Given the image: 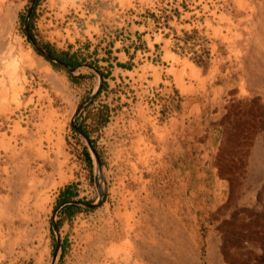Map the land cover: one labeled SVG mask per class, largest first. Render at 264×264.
Instances as JSON below:
<instances>
[{"label": "rangeland", "instance_id": "1", "mask_svg": "<svg viewBox=\"0 0 264 264\" xmlns=\"http://www.w3.org/2000/svg\"><path fill=\"white\" fill-rule=\"evenodd\" d=\"M30 1L0 0V264H264V0Z\"/></svg>", "mask_w": 264, "mask_h": 264}, {"label": "crops", "instance_id": "2", "mask_svg": "<svg viewBox=\"0 0 264 264\" xmlns=\"http://www.w3.org/2000/svg\"><path fill=\"white\" fill-rule=\"evenodd\" d=\"M42 123L44 124V126L46 125L45 119L42 121ZM6 151H7V149H6ZM9 151L11 152V156L14 157V158L19 154V156L15 159L16 166L18 167L17 169H21V170L26 169L27 168V165L26 164L28 163V160L25 157V153L20 154L21 153L20 151H23V148L19 149V151H18V153H17L16 156H14L13 151H11V150H9ZM19 164H21V165H19ZM26 178L27 177H25V175L22 173L21 176L19 177V184L20 185L27 184V181L28 180ZM27 200H28L27 190L24 193H20L19 192L18 195H17V192H15L14 193V198L12 199V201H15L13 203H14V206H16V208L17 207H20L19 206V202L23 201V202L26 203ZM4 201H8V198L4 199ZM8 207L10 208V205L9 206L6 205L4 208H0V220L1 221H7L9 227H13V221L11 219L13 217H16V215L10 214L9 213V210H7ZM16 211L19 212L18 209H16ZM25 219H27V218H25ZM31 220H33V218Z\"/></svg>", "mask_w": 264, "mask_h": 264}, {"label": "water", "instance_id": "3", "mask_svg": "<svg viewBox=\"0 0 264 264\" xmlns=\"http://www.w3.org/2000/svg\"><path fill=\"white\" fill-rule=\"evenodd\" d=\"M32 2H33V0L30 1L29 5H28V7H27L26 14L28 13L29 8H30ZM23 23H24V26H25V28H26V33H27V35L29 36V38H30L32 44L34 45V47H35L36 49H38L43 55H45V56H47V57H49V58H52V59H55V60L61 61L62 63H64V64H66V65L69 66V64H68L66 61H64L63 59H61L60 57H58V56H56V55H53L51 52H49L48 50L42 48L41 46H39V45L36 43V41L34 40V38L30 35L29 30L27 29L26 17H24ZM90 65H91V64H90ZM91 66H92V67H95L94 65H91ZM91 96H92V94H89V95L86 97L85 100H87V99L90 98ZM102 197H103V192L100 193L98 199H97L96 201H94V202L84 201V200H80V199L66 198V199L62 200L60 203L65 202V201H75V202H82V203H84V204H86V205L92 206V205L97 204V203L102 199ZM52 225H53V227H54V222H53V221H52Z\"/></svg>", "mask_w": 264, "mask_h": 264}, {"label": "trees", "instance_id": "4", "mask_svg": "<svg viewBox=\"0 0 264 264\" xmlns=\"http://www.w3.org/2000/svg\"><path fill=\"white\" fill-rule=\"evenodd\" d=\"M121 63V62H120Z\"/></svg>", "mask_w": 264, "mask_h": 264}]
</instances>
